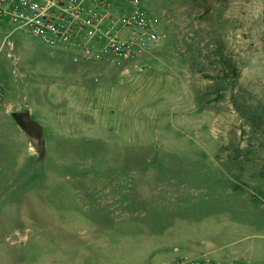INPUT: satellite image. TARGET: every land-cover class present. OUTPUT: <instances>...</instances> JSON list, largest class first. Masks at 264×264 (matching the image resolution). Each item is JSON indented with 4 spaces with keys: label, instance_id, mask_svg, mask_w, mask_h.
I'll list each match as a JSON object with an SVG mask.
<instances>
[{
    "label": "rangeland",
    "instance_id": "obj_1",
    "mask_svg": "<svg viewBox=\"0 0 264 264\" xmlns=\"http://www.w3.org/2000/svg\"><path fill=\"white\" fill-rule=\"evenodd\" d=\"M142 3L163 38L139 69L100 87L84 130L74 125L68 139L49 136L46 109L94 64L0 28L5 105L26 106L45 152L38 161L13 119L0 116V264L19 253V211L35 208L27 195H68L91 208L99 195H122L143 217L136 196L157 195L184 204L178 212L189 220H210L212 245L242 239L245 261L264 258V0ZM95 74L86 70L89 87Z\"/></svg>",
    "mask_w": 264,
    "mask_h": 264
},
{
    "label": "crops",
    "instance_id": "obj_2",
    "mask_svg": "<svg viewBox=\"0 0 264 264\" xmlns=\"http://www.w3.org/2000/svg\"><path fill=\"white\" fill-rule=\"evenodd\" d=\"M91 64L95 68L81 70L76 78L68 79L66 89L55 92L56 101L45 112L50 113L49 127L52 131L49 136L60 134L68 139L70 136L64 131L74 125L84 130L91 111L90 99L94 96L99 98L102 85L113 87L123 76L117 67ZM88 69L96 70L95 75H100L98 82L93 80L91 90L84 81ZM132 73L127 81L129 85L132 80H137ZM5 100L0 116L12 118L14 113L29 112L26 106L14 111V106L5 105ZM42 106L38 105V108L44 109ZM22 132L29 149L36 153L26 133ZM32 196L35 205L32 214L27 209L19 211L22 223L17 239L19 253L9 256L7 264H174L199 259L222 264L234 260L264 264V258L245 261L246 251H238L242 247V239L230 238L219 247L212 245L218 243V238L211 241L210 236L206 237L207 229L212 228L210 220H189L178 212L184 204L157 199V195L136 196L137 204L147 211L144 217L142 212L133 213L132 201L122 198V195H99L93 208L87 207L89 205L75 207L66 201L68 195H27V198Z\"/></svg>",
    "mask_w": 264,
    "mask_h": 264
},
{
    "label": "built area",
    "instance_id": "obj_3",
    "mask_svg": "<svg viewBox=\"0 0 264 264\" xmlns=\"http://www.w3.org/2000/svg\"><path fill=\"white\" fill-rule=\"evenodd\" d=\"M5 24L69 54L74 62L111 65L122 75L127 68L139 69L144 55L163 38L142 0H0V28ZM99 79L95 75L93 80ZM4 99L0 80V108ZM174 264L222 263L199 259Z\"/></svg>",
    "mask_w": 264,
    "mask_h": 264
},
{
    "label": "water",
    "instance_id": "obj_4",
    "mask_svg": "<svg viewBox=\"0 0 264 264\" xmlns=\"http://www.w3.org/2000/svg\"><path fill=\"white\" fill-rule=\"evenodd\" d=\"M14 122L26 133L31 144L36 148H41L44 142L43 127L32 119L29 112L12 114Z\"/></svg>",
    "mask_w": 264,
    "mask_h": 264
},
{
    "label": "trees",
    "instance_id": "obj_5",
    "mask_svg": "<svg viewBox=\"0 0 264 264\" xmlns=\"http://www.w3.org/2000/svg\"><path fill=\"white\" fill-rule=\"evenodd\" d=\"M45 156V152L44 150L41 148H38L37 149V158H38V161L42 160Z\"/></svg>",
    "mask_w": 264,
    "mask_h": 264
}]
</instances>
